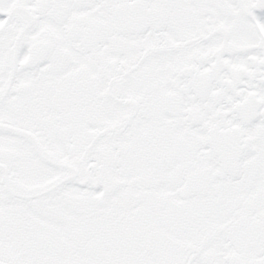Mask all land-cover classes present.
I'll list each match as a JSON object with an SVG mask.
<instances>
[{"label": "snow or ice", "instance_id": "1", "mask_svg": "<svg viewBox=\"0 0 264 264\" xmlns=\"http://www.w3.org/2000/svg\"><path fill=\"white\" fill-rule=\"evenodd\" d=\"M0 264H264V0H0Z\"/></svg>", "mask_w": 264, "mask_h": 264}]
</instances>
